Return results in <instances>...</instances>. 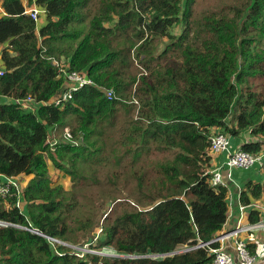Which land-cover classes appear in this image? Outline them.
Instances as JSON below:
<instances>
[{
    "label": "trees",
    "instance_id": "obj_1",
    "mask_svg": "<svg viewBox=\"0 0 264 264\" xmlns=\"http://www.w3.org/2000/svg\"><path fill=\"white\" fill-rule=\"evenodd\" d=\"M195 2L28 0L46 14L37 26L23 0H0V97L13 99L0 103V174L31 175L0 195V264H213L219 244H200L223 229L228 187L211 183V138L230 148L248 134L237 150L264 155V89L251 83L264 74V0L231 16L195 17ZM53 60L95 84L51 103L65 82ZM263 193L250 180L240 202Z\"/></svg>",
    "mask_w": 264,
    "mask_h": 264
},
{
    "label": "built area",
    "instance_id": "obj_2",
    "mask_svg": "<svg viewBox=\"0 0 264 264\" xmlns=\"http://www.w3.org/2000/svg\"><path fill=\"white\" fill-rule=\"evenodd\" d=\"M43 10V9H42ZM39 7H32L26 8L24 10L25 14H28L32 19L35 21L38 20L39 13L42 11ZM52 63L58 67L59 74H63L65 78L64 82V89L59 91L57 95L51 98L50 102L54 103L55 105L59 106L63 103V101L70 99L75 91L84 87L85 85H94L95 83L85 74H80L76 71L68 72L64 65L57 60H53ZM3 68H0V74L3 72ZM108 97L113 95L112 90L108 89L106 91ZM17 103H22L23 107H29L32 100L30 97L26 98V100H15ZM31 109V108H30ZM67 136H69L68 128L65 129ZM52 145V144H51ZM211 150L213 153H220L223 151L229 152L224 164L228 169L233 167L247 169L256 164H260L262 161V155H253L250 152H246L243 150H236L234 152H230L229 149V136L224 135L222 133H218L213 135L211 138ZM213 176L211 178V183L218 184L222 183L225 184L222 178V174L219 170L211 171ZM230 171H227V176L229 178ZM19 180H16L13 176H7L0 174V195L5 197L12 186L17 188V193H20L21 187ZM18 206H22V201L18 200ZM252 207V209L260 210L261 211V218L260 221L255 223L246 222L244 225L237 223L236 226L233 228L222 231L218 236L212 239L210 242L202 243L200 245H207L211 242H217L219 245L216 247H210V251L213 254V264H256V255L250 250L249 246L247 245L245 238L243 237L244 234L249 233L255 229H264V205L254 201L248 204ZM244 206H241V209ZM1 224H4L0 222ZM37 232L36 230H33ZM99 233V232H98ZM98 233L95 236H98ZM46 238L52 243H61L64 244L75 251L74 253L82 257L85 253H94L99 255H114L111 252H105L104 250H98L90 248L89 243H85L82 246L69 244L67 242H63L59 239L53 238L51 236H46ZM232 242L234 253H231L229 250L225 249L226 242Z\"/></svg>",
    "mask_w": 264,
    "mask_h": 264
},
{
    "label": "crops",
    "instance_id": "obj_3",
    "mask_svg": "<svg viewBox=\"0 0 264 264\" xmlns=\"http://www.w3.org/2000/svg\"><path fill=\"white\" fill-rule=\"evenodd\" d=\"M23 2H24V6H26L27 8H32L31 6L36 7V5L34 4H31L29 6L28 0H23ZM3 14H4V11L0 5V16ZM45 22H46V19H45ZM43 24H40L39 26ZM0 48H2L1 44H0ZM2 66H3V62L0 59V68H3ZM12 101L13 99L11 98L0 97V103H8ZM34 106H37V105L35 104ZM244 139L249 140V135L241 134L239 137H236V136L232 137L230 139V148H229L230 152L236 151L237 148H239V146L244 142L243 141ZM228 154L229 152H226V151L217 153L213 156V160L211 162L212 164L211 171L219 170L220 173L222 174V178H223L225 185H227L228 187V216H227V219L223 226L222 231H226V230L233 228L234 226L237 225V223L244 225L246 222H248L247 216H248L249 211L252 209V207L250 205H242L240 202L239 194H240L241 189L243 188V185L250 180L264 183V178H261L262 175L264 176V172L260 170V166L264 162V156L262 157V162L259 165L257 164L251 168L244 169V171L242 170L241 172H237L233 170L234 168H237V167L228 169V167L225 166L224 162ZM227 171H230L229 178L227 176ZM254 178L256 180H254ZM254 201H257L258 203L264 205V193L262 194L261 197H259V199L251 200V202H254ZM241 206H244V207L241 209ZM243 237L245 238V241L247 245L249 246L250 250L253 249L252 252L257 257L256 264H264V229H261V228L255 229L253 231H250L247 234H244ZM225 249L229 250L231 253H234V248H233L231 241L225 243Z\"/></svg>",
    "mask_w": 264,
    "mask_h": 264
},
{
    "label": "rangeland",
    "instance_id": "obj_4",
    "mask_svg": "<svg viewBox=\"0 0 264 264\" xmlns=\"http://www.w3.org/2000/svg\"><path fill=\"white\" fill-rule=\"evenodd\" d=\"M34 1L35 0H33V2ZM245 2H246V0H196V2L194 4L195 17L200 16V15L205 14V13H208L210 11H215L216 13H219V14L231 16L234 14V11L232 9L235 7L242 6ZM39 8L42 10L41 7H39ZM45 19H46V14H45L44 10H42L39 13L37 25L39 26L40 24H43L45 22ZM178 26H180V25H178ZM180 30H181V27H176V28H174L173 31L175 34H178V33H180ZM165 42H166V39L163 40V43H165ZM263 44H264V42H263ZM1 45H2V47L4 46V44H1ZM160 49H161V46H160ZM0 50H1V48H0ZM61 62H63V61H61ZM262 67H263V71H264V63H262ZM251 83L255 87V90H257V91H260L262 88L264 89V85H263L264 74H260V75L255 76V78H253L251 80ZM262 117H264V114L262 115ZM53 141H54V136L50 137L49 142L51 143ZM50 149H51V147H50ZM47 161H48V168H49V172H50V176H51V181L53 182V184H61L65 189L66 188L71 189L72 182H71L70 176L67 174L66 175L63 174L61 170L54 167V165L51 164L50 159H47ZM233 170H235L237 172H241L242 170L244 171L243 168H234ZM22 175L19 174V175L13 176L16 180H20L18 182H20L19 184H20L21 189L27 184V181L31 177V175H23V176ZM261 178H264V176L262 175ZM254 180H256V179L254 178ZM85 190H87L86 187H84V191ZM84 191H83V193H85ZM75 195L77 197H79L77 194H75ZM80 199H82V198H80ZM23 205H24V202L22 201L21 207H23ZM181 248H184V247H181Z\"/></svg>",
    "mask_w": 264,
    "mask_h": 264
},
{
    "label": "clouds",
    "instance_id": "obj_5",
    "mask_svg": "<svg viewBox=\"0 0 264 264\" xmlns=\"http://www.w3.org/2000/svg\"><path fill=\"white\" fill-rule=\"evenodd\" d=\"M27 8V7H26Z\"/></svg>",
    "mask_w": 264,
    "mask_h": 264
}]
</instances>
